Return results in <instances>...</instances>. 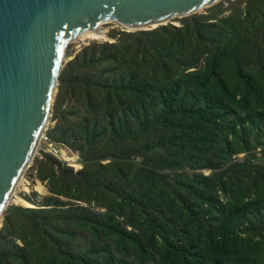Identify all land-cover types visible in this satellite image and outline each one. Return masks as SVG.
Listing matches in <instances>:
<instances>
[{"label":"trees","instance_id":"trees-1","mask_svg":"<svg viewBox=\"0 0 264 264\" xmlns=\"http://www.w3.org/2000/svg\"><path fill=\"white\" fill-rule=\"evenodd\" d=\"M246 1L214 5L222 10L214 18L195 14L178 19L180 26L120 32L116 42L93 41L74 55L60 76L62 97L48 136L89 158L79 173L53 157L37 161L39 179L77 203L9 207L0 264H245L247 257L264 264L261 180L256 203L230 186L242 170H264L251 157L231 159L248 148L246 129L237 127L261 117L255 104L264 100V72L257 82L244 59L256 55L264 22L248 17L245 7L233 11ZM226 9L232 12L221 16ZM207 22L224 24L232 40L241 37V55L206 45ZM227 117L236 121L220 143L218 121ZM219 144L227 150L219 155L227 169L189 175ZM223 196L239 203L226 210ZM217 219L213 233L209 226Z\"/></svg>","mask_w":264,"mask_h":264},{"label":"water","instance_id":"water-1","mask_svg":"<svg viewBox=\"0 0 264 264\" xmlns=\"http://www.w3.org/2000/svg\"><path fill=\"white\" fill-rule=\"evenodd\" d=\"M222 1L0 0V229L46 135L52 96L73 59L65 63L67 47L104 25L154 30Z\"/></svg>","mask_w":264,"mask_h":264},{"label":"rangeland","instance_id":"rangeland-1","mask_svg":"<svg viewBox=\"0 0 264 264\" xmlns=\"http://www.w3.org/2000/svg\"><path fill=\"white\" fill-rule=\"evenodd\" d=\"M231 1L234 2L237 0H231ZM222 2L224 4V7H228V4L231 3L229 2V0H224ZM263 3L264 2H262L261 5L260 4L254 5L255 0H249L248 6H245L244 4L236 5L233 11L239 7L240 8L245 7V9L248 10L246 13L248 17L251 16V18L256 21L264 22V4ZM213 8L203 10V12H201L200 14L207 15V16L209 15L211 18H214L215 13H220L222 10L213 9ZM226 11L222 13L221 16L229 15L232 12L229 9H226ZM250 12H252V14ZM173 22L174 24L178 26L182 24L181 21L178 19L173 20ZM211 22H213V20ZM214 23H217V22H214ZM214 23L212 25H214ZM207 26H208V32H207L208 38L204 42L206 45L212 44L213 48L217 50L218 52L224 51V49L227 46L228 47L230 46V51L234 56L241 55V52L245 48L241 45V37H236L235 40H232L234 36L232 35L231 32L227 33L226 26L224 24H219V25H215L212 27L211 25H209V22H207ZM99 31H107L105 34L107 39L93 40V41L113 43V42H116L117 38L120 35L119 34L120 32H125L122 27H119L116 24L104 25L100 28ZM156 39L157 37L155 38L151 36V42H154ZM249 40H250V37H249ZM93 41L88 40L85 42H81L78 40L75 43H71L67 47L66 52H65V56H64L65 63L68 62L70 59H72L74 55L80 53L84 49L83 47L84 45H89V44L91 45L93 44L92 43ZM244 59L246 60V64L248 65L249 70L250 68H253L256 71L257 76H258V79H257V82H258L259 79H261V77L263 76V72H264V38H261L258 42V49H257L256 55L247 54L246 58ZM251 79L253 78H250L249 80ZM60 97H62V95L60 92V83H59V89L52 96L50 115H49V120H48V124H47L46 131H45L46 135L44 136L43 139L41 138L37 152L35 154V160L33 161L31 166L25 173L23 180L19 184V187L14 194L13 201L11 202L12 209L15 207H23V208H28V209L41 210L45 208L43 204L44 202H46V200L53 201L54 203L59 202L61 205H63L64 208H69L71 204L77 203V201L74 200V195H68L67 193H65L63 189L59 191L58 195L53 193L51 186L48 184V182L39 179V176H38V169H39L38 161L42 160L43 162H46L48 157L55 158L59 162L57 164L61 168L69 167L73 169L75 173H79V171L83 169L84 161L89 158V154L84 155L83 152L73 149L71 146L67 145L66 143H62V142L58 143L50 139L48 136L49 131L53 127L55 128V123L57 120V117L55 115L56 105ZM69 102H70L69 98L65 99L64 107L67 106ZM255 107L256 109H258V112H260L261 117H259L256 121L250 120L253 123L252 125L249 122H245L241 128L237 127L238 131H242V129H246L244 134L248 135V139H246L248 143V148H244V149H247V150H244L245 152H242L243 151L242 150L241 153L235 156H231V159L234 161L235 160H239V161L247 160V158L250 159L251 157L250 160L254 162L255 164L264 162V100L257 102V99H256ZM247 115L248 113H242L241 117L245 119ZM235 121H236V118L234 117H227L225 120L218 121V127L220 129L218 140L220 141V143L228 140V134H229L230 128L235 123ZM230 142L232 143V147L235 148L236 144L234 143V140L232 139V135L229 136V143ZM56 151H61L66 158H70L71 156L73 158H76L77 163L81 164L80 167L82 168L80 169L78 166H74L76 165L75 163L69 164L65 160L59 159L58 156L55 155ZM226 151L227 150L225 146L222 144H219L215 150H213L211 153L203 157L202 162L199 163L196 169H191L189 171V175H195L196 173H203L205 176H211L213 171L216 174L223 172L225 169H227L226 167L227 163L220 162L219 155L221 154V152L225 153ZM240 154H245V155L241 159H238V157L236 158V156H239ZM136 161L142 162V159L136 158ZM205 164L213 165L214 168L202 167ZM237 177H239L238 179L240 182L241 181L248 182V185L246 186V188H241V186L239 185L240 182L234 183L232 179L230 180L231 188L235 186V188L238 190L237 191L238 194H241L244 198L251 201L252 203H256L259 198L258 193H256V186L258 185L259 180H261L259 184L262 186V190L259 196L261 198H264V170L263 169L261 170V173H258L257 170H252V171L242 170L240 174L237 175ZM248 178H251L252 182ZM21 199L23 202H21ZM221 202L224 205L225 209L229 210L230 206L233 204L239 203V200L232 199V203L228 204L226 202V197L223 196ZM88 208L94 210L95 212H105L106 211L104 209L96 207V205H91ZM218 226L219 224H218V219H217L213 221L211 225L209 226V228L211 229L210 231L213 233H217ZM19 232L21 234L22 229H20ZM263 239H264V232H263ZM244 260L245 261L248 260L245 264H260L258 260H255V262L252 260H249V257L245 258ZM227 264H231V263H227Z\"/></svg>","mask_w":264,"mask_h":264},{"label":"bare ground","instance_id":"bare-ground-1","mask_svg":"<svg viewBox=\"0 0 264 264\" xmlns=\"http://www.w3.org/2000/svg\"><path fill=\"white\" fill-rule=\"evenodd\" d=\"M107 31H99L96 30V31H92V32H86L84 33L78 40L81 41V42H85V41H88V40H97V39H107L105 34H106ZM56 92V91H55ZM47 124H48V121L45 125V129L47 127ZM48 143V142H47ZM68 153V152H67ZM26 181V180H25ZM27 184V183H26ZM25 187V186H24ZM22 188V187H21ZM20 200V199H19ZM21 202L22 199H21Z\"/></svg>","mask_w":264,"mask_h":264},{"label":"built area","instance_id":"built-area-1","mask_svg":"<svg viewBox=\"0 0 264 264\" xmlns=\"http://www.w3.org/2000/svg\"><path fill=\"white\" fill-rule=\"evenodd\" d=\"M55 153H56L55 155L58 156L59 159L65 160L69 164L70 163L71 164H74L75 163L76 165H74V166H78L80 169L82 168V167H80L81 164H78L77 163V159L76 158H73L72 156L70 158H66L61 151H56ZM244 155L245 154H240L239 156H236V158L238 157V159H241V158L244 157Z\"/></svg>","mask_w":264,"mask_h":264}]
</instances>
